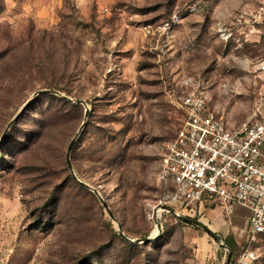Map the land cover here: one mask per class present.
Instances as JSON below:
<instances>
[{
  "label": "rangeland",
  "instance_id": "1",
  "mask_svg": "<svg viewBox=\"0 0 264 264\" xmlns=\"http://www.w3.org/2000/svg\"><path fill=\"white\" fill-rule=\"evenodd\" d=\"M263 55L264 0H0V264L236 259L243 221H182L157 174L177 84L213 77L212 102L238 124ZM252 248L264 264V236Z\"/></svg>",
  "mask_w": 264,
  "mask_h": 264
},
{
  "label": "built area",
  "instance_id": "2",
  "mask_svg": "<svg viewBox=\"0 0 264 264\" xmlns=\"http://www.w3.org/2000/svg\"><path fill=\"white\" fill-rule=\"evenodd\" d=\"M208 88L201 75L185 76L177 84L171 103L179 126L157 174L162 203L189 215L205 206L229 214L236 206L246 207V234L236 264H255L252 245L264 236V95L259 94L248 119L231 125L212 106Z\"/></svg>",
  "mask_w": 264,
  "mask_h": 264
},
{
  "label": "crops",
  "instance_id": "3",
  "mask_svg": "<svg viewBox=\"0 0 264 264\" xmlns=\"http://www.w3.org/2000/svg\"><path fill=\"white\" fill-rule=\"evenodd\" d=\"M261 37V36H260ZM254 61H252V66L254 67V69H255V71H256V74H255V76H254V79H255V82L256 83H258V85H259V91H258V96H259V94L260 93H262L263 95H264V69H263V66H264V55H263V57L261 58V61H260V64H257V63H255ZM254 79H252V80H254ZM210 80H212V81H210ZM209 83H210V86H211V89H209L208 90V96H209V100H210V102H211V104H212V106H214L215 108H217L216 106H215V104L212 102V94H211V91L213 90V86H214V79H213V77H212V79L210 78L209 79ZM257 99V98H256ZM256 105V104H255ZM255 105L253 106V108H252V111H251V113H250V115L248 116V118L252 115V113L254 112V109H255ZM218 109V108H217ZM247 118V119H248ZM228 121V120H227ZM229 122V121H228ZM229 124H230V122H229ZM231 125H233V124H231ZM206 207L207 208H209V209H206ZM210 207H212V208H210ZM219 207H214V206H205L204 208H202L201 209V213L202 212H204L203 213V216H206V215H208L210 218H213L212 216H214V215H217L218 217L220 216L221 217V219H224L225 220V223L227 222V224H229V226H228V228H227V230L229 231L230 230V226H232L233 225V219H238L239 221H243V225L245 224L244 222L246 221V218H247V216H248V214H249V210L246 208V207H244V206H236V208H235V212H233V213H231V214H229V213H226L225 211L224 212H221V210L220 209H218ZM245 209L243 212H242V209ZM228 218V219H227ZM242 219V220H241ZM212 220V219H211ZM211 220L209 219V218H207V222H206V224H210L211 223ZM214 224H216V223H214L213 222V225L212 226H214ZM242 225V226H243ZM210 229V228H209ZM233 229H236V230H241V231H245V225H244V227H239V226H233ZM211 230V229H210ZM211 233H212V230H211ZM245 234H246V231H245ZM245 234H244V237H245ZM216 236V235H215ZM235 244V243H234ZM234 244H232V245H234ZM230 262H228V264H236V259H233V260H229Z\"/></svg>",
  "mask_w": 264,
  "mask_h": 264
},
{
  "label": "water",
  "instance_id": "4",
  "mask_svg": "<svg viewBox=\"0 0 264 264\" xmlns=\"http://www.w3.org/2000/svg\"><path fill=\"white\" fill-rule=\"evenodd\" d=\"M55 93H56V94H59V95H62V94H61L60 92H58V91H56ZM62 96H63V95H62ZM64 98H65V99H71V98H69V97H67V96H64ZM76 102H77V103L85 104V101L82 100V99H77ZM88 116H89V110L87 109V110H86V113H85V120L88 118ZM84 126H85V123L82 124V126H81L80 129H79V132H80L81 130L84 129ZM76 139H77V137H75V138L72 140V142L70 143V145H69V147H68V151H67V156H68V159H69V168H70L71 172H72L75 176H76V174H75V171H74V169H73V166H72V163H71V160H70V153H71L72 147H73V145H74ZM86 186H88V185L86 184ZM88 187H89V186H88ZM94 191L100 196V192H99L97 189H94ZM101 199H102V197H101ZM103 202H104V201H103ZM104 205H105L106 208L108 207V205H107L106 202H104ZM163 207H164L163 209H166V210H169V211L175 213V214H176V215H177L182 221L191 222V223H194V224H197V225L203 226V225L199 224L198 221L193 220V219L190 218V217H187V216H183V215L178 214L174 209H172V208H170V207H167V206H163ZM156 223H158V221H156ZM203 227H204V229H205L208 233H211V230H210L208 227H205V226H203ZM120 234H121L124 238H126V239H128V240H131V241H134V242H140V241H142L141 239L133 240V239L129 238L128 236H126V235L123 233V231H120ZM157 236H158V234H156V235L153 236V237H147V238L143 239V242H145V241L148 242V241H150V240L156 239ZM222 245H223L224 247H226V248L229 247V246H227V245L224 244V243H222ZM227 250H228V249H227ZM230 258H231V254L229 255V259H230Z\"/></svg>",
  "mask_w": 264,
  "mask_h": 264
},
{
  "label": "trees",
  "instance_id": "5",
  "mask_svg": "<svg viewBox=\"0 0 264 264\" xmlns=\"http://www.w3.org/2000/svg\"><path fill=\"white\" fill-rule=\"evenodd\" d=\"M229 247L231 248L232 253H234V247L232 245H229Z\"/></svg>",
  "mask_w": 264,
  "mask_h": 264
},
{
  "label": "bare ground",
  "instance_id": "6",
  "mask_svg": "<svg viewBox=\"0 0 264 264\" xmlns=\"http://www.w3.org/2000/svg\"><path fill=\"white\" fill-rule=\"evenodd\" d=\"M160 211H162V209H159Z\"/></svg>",
  "mask_w": 264,
  "mask_h": 264
}]
</instances>
